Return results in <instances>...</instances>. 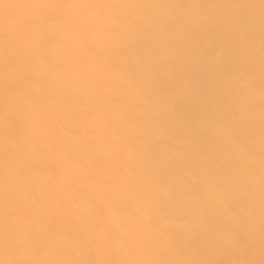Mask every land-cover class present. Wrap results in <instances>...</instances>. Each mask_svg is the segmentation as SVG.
<instances>
[{"label":"bare ground","instance_id":"bare-ground-1","mask_svg":"<svg viewBox=\"0 0 264 264\" xmlns=\"http://www.w3.org/2000/svg\"><path fill=\"white\" fill-rule=\"evenodd\" d=\"M0 264H264V0H0Z\"/></svg>","mask_w":264,"mask_h":264}]
</instances>
